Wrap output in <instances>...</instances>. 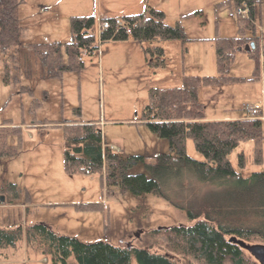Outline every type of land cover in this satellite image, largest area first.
I'll use <instances>...</instances> for the list:
<instances>
[{
    "label": "rangeland",
    "instance_id": "rangeland-1",
    "mask_svg": "<svg viewBox=\"0 0 264 264\" xmlns=\"http://www.w3.org/2000/svg\"><path fill=\"white\" fill-rule=\"evenodd\" d=\"M56 1L59 8L54 5V9L47 10L34 0L23 1L18 11L26 25L20 42L0 51V125L10 118L12 124L23 126L17 152L0 155V226L27 227L41 222L59 234L86 242L148 245L151 229L193 222L186 209L152 191L138 194L120 191L115 186L108 194L99 172H67L61 123L97 121L104 142L120 146L122 156H144V161L129 172L150 174L147 163L156 162L160 153L175 152L166 137L158 135L141 119L149 89L182 84L186 73L216 74L215 38L236 35L238 18L229 15L235 5H230L229 0H157L166 12V22L174 24L180 20L188 40L158 42L164 47L166 64L154 67L141 43L133 38L99 40L100 19L107 15L101 16L104 11L98 9V0ZM73 14L95 15L98 48L92 54H83L82 69L66 71L61 77L50 76L30 44L70 40ZM255 22L264 42V0H256ZM6 62L11 78L17 79L5 81ZM252 63L243 48L237 51L230 74L243 76L244 81L200 88L207 116H247L245 103L260 104L264 116V72L251 79ZM186 145L188 154L204 160L192 138H187ZM253 146L251 139L243 140L229 153L234 167L245 175L261 168L253 161ZM240 152L245 159L242 167ZM83 202L104 203V208L88 210L77 205ZM176 261L184 264L182 260ZM49 262L48 256L25 238L15 246L0 247V264ZM133 264H137L136 258Z\"/></svg>",
    "mask_w": 264,
    "mask_h": 264
},
{
    "label": "trees",
    "instance_id": "trees-1",
    "mask_svg": "<svg viewBox=\"0 0 264 264\" xmlns=\"http://www.w3.org/2000/svg\"><path fill=\"white\" fill-rule=\"evenodd\" d=\"M23 0H0V51L20 42L24 26L18 7ZM230 5L247 6L248 15L237 19L234 36L215 38L218 72L212 75L184 74L182 84L154 86L142 118L158 135L169 140L175 152L160 153L157 161L147 163L150 174L130 173L129 169L144 161V156H122L104 142L100 124L95 120H71L61 123L64 129L65 169L69 173L99 172L109 194L120 191L155 192L186 209L191 223L159 226L149 231L151 242L139 247L115 245L107 240L82 241L76 236L59 234L44 223L27 227L22 224L0 226V247L16 245L25 238L47 255V264H261L245 247L231 240L236 236L249 243H264V118L244 116L207 118L206 103L200 98V88L226 82L244 81L231 75L230 66L239 46L252 41L255 48L247 50L254 61L251 79L264 72V42L257 33L256 0H229ZM117 18L122 23L117 24ZM163 9L148 6L146 12L107 15L100 19L109 26L100 29L99 40L133 38L142 44L149 64H166V40H188L180 20L167 23ZM97 19L93 14H73L70 17V40L31 43L50 76L61 77L66 71L84 67L83 54L97 48ZM129 29V30H128ZM5 81L11 78L6 62ZM23 89H29L22 85ZM23 127L10 118L0 125V155H12L21 146ZM187 138H192L204 160L187 152ZM14 139V140H12ZM251 139L253 161L261 168L245 175L237 170L229 153L243 140ZM239 164L245 165L242 152ZM16 188L15 183H11ZM78 206L88 210L104 208V203L83 202Z\"/></svg>",
    "mask_w": 264,
    "mask_h": 264
},
{
    "label": "crops",
    "instance_id": "crops-1",
    "mask_svg": "<svg viewBox=\"0 0 264 264\" xmlns=\"http://www.w3.org/2000/svg\"><path fill=\"white\" fill-rule=\"evenodd\" d=\"M23 1L27 2V0H23ZM34 1H35V3H37L39 5V7H44V10H47L49 8L54 9V5H56L58 7V3L56 0H34ZM156 1L157 0H118V1H116V0H98V9L101 12L104 11L103 12L104 14H101V16L122 15V14L146 12L149 5L156 7V8H160V9L162 8L163 9V7L160 6L158 4V2H156ZM20 22L23 25L24 22H22L21 17H20ZM24 25H26V24H24ZM24 29H25V26H24ZM141 46H142V44H141ZM238 51H239V49H238ZM252 65L254 66L253 63H252ZM263 77H264V74H263ZM263 98H264V94H263ZM263 104H264V102H263ZM206 117L212 119V118H235V117H240V116H238V115H235V116H207L206 115ZM118 147H120V146H118Z\"/></svg>",
    "mask_w": 264,
    "mask_h": 264
},
{
    "label": "built area",
    "instance_id": "built-area-1",
    "mask_svg": "<svg viewBox=\"0 0 264 264\" xmlns=\"http://www.w3.org/2000/svg\"><path fill=\"white\" fill-rule=\"evenodd\" d=\"M229 15L232 17H245L248 15V8L247 6H235L232 10H230ZM117 24H121L122 21L117 18ZM109 26V21L108 20H103L100 24V29L106 28ZM129 30V29H128ZM244 110L249 114V115H258L261 111V106L260 104L256 103V104H252V103H245L243 105ZM119 149V148H117ZM87 172H90L89 170H87Z\"/></svg>",
    "mask_w": 264,
    "mask_h": 264
},
{
    "label": "water",
    "instance_id": "water-1",
    "mask_svg": "<svg viewBox=\"0 0 264 264\" xmlns=\"http://www.w3.org/2000/svg\"><path fill=\"white\" fill-rule=\"evenodd\" d=\"M243 48H245L246 50H251L255 48V42L252 41L250 43H247L244 47H238L239 50H242ZM136 235H139V232H137ZM231 240H234L245 247L261 264H264V243H249L237 238L236 236H232Z\"/></svg>",
    "mask_w": 264,
    "mask_h": 264
}]
</instances>
